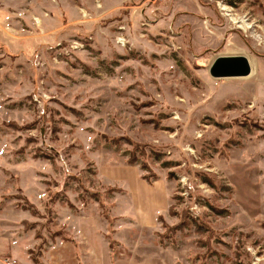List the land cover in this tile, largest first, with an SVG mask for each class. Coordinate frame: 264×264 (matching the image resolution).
Wrapping results in <instances>:
<instances>
[{
    "label": "rangeland",
    "instance_id": "rangeland-1",
    "mask_svg": "<svg viewBox=\"0 0 264 264\" xmlns=\"http://www.w3.org/2000/svg\"><path fill=\"white\" fill-rule=\"evenodd\" d=\"M0 264H264V0H0Z\"/></svg>",
    "mask_w": 264,
    "mask_h": 264
},
{
    "label": "water",
    "instance_id": "water-1",
    "mask_svg": "<svg viewBox=\"0 0 264 264\" xmlns=\"http://www.w3.org/2000/svg\"><path fill=\"white\" fill-rule=\"evenodd\" d=\"M251 71L248 59L243 55L218 56L209 67L212 77H244Z\"/></svg>",
    "mask_w": 264,
    "mask_h": 264
},
{
    "label": "bare ground",
    "instance_id": "bare-ground-1",
    "mask_svg": "<svg viewBox=\"0 0 264 264\" xmlns=\"http://www.w3.org/2000/svg\"><path fill=\"white\" fill-rule=\"evenodd\" d=\"M221 9L222 10H226V11H228V8L226 7V6H222L221 5ZM229 12V11H228ZM234 20V19H233ZM234 22H238V23H240L238 26H240L242 29L243 28H246V26L248 27V25L247 24H244L243 23V20L241 21V20H238V21H236V20H234Z\"/></svg>",
    "mask_w": 264,
    "mask_h": 264
}]
</instances>
